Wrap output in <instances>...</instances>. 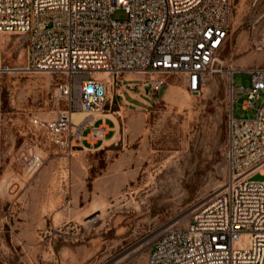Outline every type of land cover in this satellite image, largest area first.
Here are the masks:
<instances>
[{
  "label": "rangeland",
  "instance_id": "obj_1",
  "mask_svg": "<svg viewBox=\"0 0 264 264\" xmlns=\"http://www.w3.org/2000/svg\"><path fill=\"white\" fill-rule=\"evenodd\" d=\"M112 17L126 14L119 8ZM261 38L264 0H232L231 30L220 55L225 73L209 75L196 93L184 76L170 75L146 101L135 100L143 89H111L110 112L121 115L114 114L115 136L102 148L61 147L32 133L31 116L52 118L64 109L54 96L61 72L1 74L0 264H145L157 235L187 226L225 186L228 71L264 64V49L255 48ZM25 47L21 36L1 33L0 63L24 66ZM136 77L124 83H140ZM233 83L247 88L250 74L235 71ZM171 85L191 102L166 97ZM245 97L239 92L233 103L236 117L255 115L254 108L242 107ZM31 153L42 157L35 170L28 168Z\"/></svg>",
  "mask_w": 264,
  "mask_h": 264
},
{
  "label": "built area",
  "instance_id": "obj_2",
  "mask_svg": "<svg viewBox=\"0 0 264 264\" xmlns=\"http://www.w3.org/2000/svg\"><path fill=\"white\" fill-rule=\"evenodd\" d=\"M119 8L124 19L112 17ZM231 15L232 0H0V34L25 40L26 64L20 71L64 75L54 96L66 107L52 118L33 115L30 125L32 133L70 147L102 136L105 126H94L95 114L110 112V87L119 94L120 86L149 94L159 92L168 76L181 75L196 93L209 75L224 72L220 55ZM255 48L264 49V38ZM12 70L17 69L0 63V75ZM230 70L229 178L187 226L169 227L154 238L145 264H264V64ZM239 70L250 74L247 88L234 86ZM97 71L108 73L111 84L97 78ZM124 73L139 74L140 83L125 84L130 79L119 78ZM239 92L246 94L242 107L254 108V116L233 114ZM74 111L86 115L73 122ZM41 164L39 154H29V170ZM256 173L262 178L253 179Z\"/></svg>",
  "mask_w": 264,
  "mask_h": 264
},
{
  "label": "bare ground",
  "instance_id": "obj_3",
  "mask_svg": "<svg viewBox=\"0 0 264 264\" xmlns=\"http://www.w3.org/2000/svg\"><path fill=\"white\" fill-rule=\"evenodd\" d=\"M221 59V58H220ZM17 70H21V68H23V67H15ZM231 68H235V66H231ZM230 68V69H231ZM17 70H15V71H17ZM12 72H13V70H12ZM225 73V72H224ZM227 73V72H226ZM230 73H231V70H230V72H228V79H230L231 78V75H230ZM94 75H96V77L97 78H102V79H106V80H109V82H110V84H111V82H112V77L108 74V73H106V72H102V71H97V72H95V74ZM136 76H139L138 78H141V76L139 75V74H135V73H129V74H127L125 77H127V78H130V77H132V78H137ZM174 85H171V89H169V92L167 93V95H166V97H169V98H178V99H180V100H182L183 102H191V97L187 94V93H184V94H182L181 93V91L180 90H178V89H176V88H174L173 87ZM108 94H109V96H111V94H112V91H111V87H110V89H109V92H108ZM115 113H117L118 115H121V111H116ZM114 112H107V113H102L101 115H103V116H106V115H108V116H110V117H112L113 119H114V121H115V123H117V118H116V116L114 115L115 114ZM85 113L84 112H81V111H74V112H72V114H71V118H72V121L73 122H79L80 120H82L84 117H85ZM97 115V114H96ZM99 115V114H98ZM110 140L109 139H105V142H109ZM31 174V173H30ZM132 199V198H131ZM118 205V204H117ZM116 205V206H117ZM94 212V211H93ZM104 212V211H103ZM99 216V215H98ZM101 216V215H100ZM91 217V216H90ZM93 217V216H92ZM96 218H98L97 216H95L91 221H94ZM91 221H89V222H91ZM102 226V225H101Z\"/></svg>",
  "mask_w": 264,
  "mask_h": 264
},
{
  "label": "crops",
  "instance_id": "obj_4",
  "mask_svg": "<svg viewBox=\"0 0 264 264\" xmlns=\"http://www.w3.org/2000/svg\"><path fill=\"white\" fill-rule=\"evenodd\" d=\"M127 74H129V73H124L123 76H126ZM126 79H129V78L126 77ZM146 97L149 98L150 97L149 94L140 93V95H138V97H136L135 100L146 101ZM62 103H63V107L65 108L66 107L65 102H62ZM59 110H61V109H58L57 112ZM57 112H56V114H57ZM113 112L115 113V111H113ZM94 126H105L102 136L100 138H97L94 143H88L87 141L82 140L81 146H79V147H81V148L83 147L85 149H92L93 147L94 148L95 147L96 148H102L105 145H108L112 142L111 140L115 136V127H116V123L112 117H110L108 115L97 116L95 119V122H94ZM105 139H109L110 142H108V143L105 142Z\"/></svg>",
  "mask_w": 264,
  "mask_h": 264
}]
</instances>
